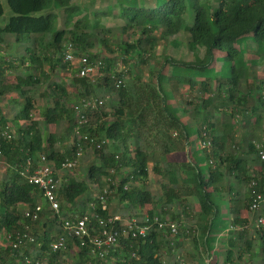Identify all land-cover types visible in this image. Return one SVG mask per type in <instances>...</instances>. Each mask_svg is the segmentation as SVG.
<instances>
[{
    "label": "trees",
    "instance_id": "1",
    "mask_svg": "<svg viewBox=\"0 0 264 264\" xmlns=\"http://www.w3.org/2000/svg\"><path fill=\"white\" fill-rule=\"evenodd\" d=\"M6 2L12 16L5 26H0V46L6 42L7 34L14 36V42L25 48L20 57L0 54V99L18 93L25 102L14 117L18 125L14 132L0 106V164L6 166V174L0 179V208L3 210L0 232L3 231L9 241V246L0 253V264H5L6 256L8 258L10 254L12 259L8 264H27L30 257L33 258L29 264H65L63 256L75 247L79 251L66 264H206L203 262L205 255L208 258L215 256V262L211 264H242L246 256L254 258L255 255L263 257L264 261V227L257 230L259 243L245 237V229L230 231L232 237L225 257L220 260L218 254L212 253V245L217 240L215 226L221 213L214 202V193L226 192L230 197L241 195L239 189L228 181L237 178L239 186H249L256 181V190L264 194V160L257 149V144L264 145V79L256 78L248 83L247 67L235 63L229 74L218 79L215 85L208 76L216 60L215 52L226 53V58L233 62L240 56L238 45L243 39L252 37L257 43L264 42V0H216V4L211 0H156V4L150 7L142 5L139 0H115L118 18L124 23L117 38L113 36V30L101 27L100 18L92 29L83 19L74 23L67 20L65 28H58L59 16L55 10H62L68 18L73 16L79 12L74 0ZM3 15L0 2V19ZM188 19L191 21L189 25ZM181 33L189 37V47L195 55L205 50L200 61L185 62L166 56L157 75L153 76L157 80L154 86L135 84L127 88L125 83L116 86L112 74L119 62L127 68L132 60L138 66L146 65L150 59H155L156 49L162 41ZM125 36L129 40H125ZM68 44H72L78 54L87 55L90 61L101 58L104 75L97 83L79 78L77 69L64 62ZM97 47L106 49L113 58L94 52ZM46 66L49 71L45 70ZM19 69H28L29 74L23 75ZM58 69L71 70L74 90L71 92L62 82L48 83L50 93L45 96L47 104L42 113L43 122L47 127L65 122L66 129L62 137L49 131L46 137L41 123L33 118L37 104L30 94L43 83L42 77L54 75ZM189 72L192 75L199 73L202 78H189L186 75ZM120 76L117 74L118 78ZM136 78L137 82H142L140 73ZM164 80L175 84H164ZM101 91L117 92L119 100L115 104L112 102L110 112L99 109L89 113L87 124L81 127V137L75 136L76 142L83 144L84 137H88L84 149L93 148L99 159V163L88 167L87 179L56 175L61 181L58 199L59 203L62 200V218L82 217L88 211L107 218L111 215L110 208L103 211L91 190L98 189L102 193L109 188L117 192L107 197L108 205L112 196H118L122 208L128 213L151 205L153 209L148 212L151 219L158 216L162 221L177 223L181 234L179 237L170 231H158L154 226L146 237L120 236L117 245L111 247L103 259L93 256L88 242L82 245L77 239L68 238L66 251L52 250L51 245L62 233L61 220L57 215L51 216L42 192L21 175L29 161L39 167L45 158L47 164L61 170L62 163L75 156V146H57L65 138L75 135L79 125L70 106L71 96L81 102L96 97ZM173 92H191L196 97L197 93L200 94L197 99L186 102V105L194 106L195 135L200 149L198 147L194 153L189 150L186 159L174 161L170 160L173 153L189 149L191 134L188 123L177 116L176 103L169 100ZM239 117H243L241 121ZM243 129L245 133L242 145H239L238 134ZM5 131H9L11 139L3 137ZM208 142L211 147L204 146ZM157 145L162 148L159 155ZM241 147L243 154L239 155L237 149ZM200 160L207 163V173L200 167ZM255 162L261 165V171L249 174V167ZM150 165L154 173L165 179L161 202L145 186ZM122 172L127 174L118 180ZM248 196L245 197L247 203L237 199L236 207L249 209L253 195L249 192ZM192 198L199 202L196 214L192 212ZM41 200L45 205L37 211ZM160 206L162 210L158 214L156 210ZM177 207L182 211L172 212V208ZM27 211L31 215L37 213L38 219L25 217ZM259 215L264 217V210ZM184 217H194L196 224L185 227ZM138 220L142 222L141 218ZM246 224V219L235 216L231 225L245 227ZM25 235L34 238L35 242L23 240L18 248H13ZM181 237L193 240L195 254L190 262L175 254L183 249L184 239ZM256 244H259V251ZM22 249H25L24 256L20 255ZM165 255L170 257V262L165 260Z\"/></svg>",
    "mask_w": 264,
    "mask_h": 264
},
{
    "label": "rangeland",
    "instance_id": "2",
    "mask_svg": "<svg viewBox=\"0 0 264 264\" xmlns=\"http://www.w3.org/2000/svg\"><path fill=\"white\" fill-rule=\"evenodd\" d=\"M140 3L144 6H154L156 4V0H139ZM1 4L3 5L4 8V15L0 19V26H5L7 22L9 21L10 17L12 16V12L10 11L6 0H0ZM114 2L115 0H74L73 4L79 8V12L74 14L71 17H66V14L62 10H55V12L59 16V21L57 24L58 28H65L66 27V22L67 20L71 23H74L78 20H86L90 24V28H94V26L97 23V19L100 18V25L102 28H107L113 30V36L117 38V36L120 34V30L122 26L124 25L123 21L118 18V9L114 7ZM213 4H216V0H211ZM110 13V14H109ZM40 14V13H38ZM36 14V15H38ZM44 14V13H43ZM190 14L192 15V10L190 11ZM187 25L191 24V21L188 19ZM6 42L0 46V54L3 55L4 57H7V55L14 56V57H20L24 51V45L23 44H17L14 42V36L12 35H5ZM125 40H129L128 36L124 37ZM189 37L181 33L173 38L168 39L167 41H162L158 48L156 49V57L155 59H150V61L146 65H140L138 66L135 62V60H132L130 68L128 69L126 65L123 63L119 62L116 66V73L118 74V71L122 66L124 65L127 69V74L125 78V86L127 88L129 86H134L135 84L137 85H142V84H152L153 86L157 84L156 76L153 77L154 75H157L158 68L161 67V64L163 62L164 57L166 56H171L174 59L177 60H182L185 62H196L200 61L205 54V50L202 49L199 54L195 55L193 51L189 47ZM238 47L241 49L240 56L238 59L234 60L233 62L230 61L229 59L226 58V53H222L221 51L215 52L216 60L215 63L212 65L211 70L208 72V76L212 77L211 84L215 85L216 81L220 78H223L229 74V71L231 69V66L235 63V65H241V66H246V76L248 78V83L253 82L254 79L259 78V79H264V42L262 43H257L252 37H248L243 39V41L239 42ZM112 48L113 44H112ZM94 52H97L99 54H103V57L108 58L112 57L113 55L107 52L106 49H103L101 47H97ZM98 61H102L101 58L97 59ZM46 71H49V67H45ZM19 73L23 75H28L29 71L28 69H19ZM17 74V72H14ZM141 74L142 76V82H137L136 76L138 74ZM167 73V72H166ZM188 77L190 78L193 76V79H201L202 76L201 74H188ZM98 79L96 83L99 81ZM50 81H58L64 83L71 92H73L74 88L71 87V82H72V72L71 70H62L58 69L57 72L54 75H48L46 77H42V84L39 85L38 87L35 88V90L30 94L32 96L37 104V109L33 111V118L40 122L42 125V129L45 133V136L47 137V131L53 132L56 134L58 137L64 136V132L66 129V124L65 122H61L60 125L58 126H45L43 122V111L46 107L47 104V99L45 96H47L50 93V90L48 89V83ZM196 81V80H194ZM198 81V80H197ZM164 84H175L174 82H167L164 80ZM182 90H188V88H183ZM45 92V95H44ZM200 94L197 93V97L194 96L191 92L189 93H184L181 94L180 92H173L170 94L169 100L172 101V103H176L174 107H176V113L178 116H180L182 119L185 121H188L190 126L193 128V130L197 127L196 122L197 119L194 118L196 117L193 112L194 106H188L186 105V102L189 100H192L193 98L197 99ZM100 100H104V106L103 110L104 112H110V110H113L112 108V102L115 104L118 100V93L113 92V93H106L104 91H101L97 96ZM186 98V99H185ZM71 105H74L77 102V100L74 98V96H71ZM25 102V98L22 97L18 93H10L6 96H4L2 99H0V106L3 111V113L6 115V117L9 119L11 128L13 132L17 130V123L14 121V117L17 113H19L20 108L22 107L23 103ZM243 117H239L238 120H242ZM109 119H111V116H109ZM245 133V129L241 130L240 133L238 134V140L243 139V134ZM262 134V132L260 133ZM260 138H262V135H259ZM195 136H192V139L194 141ZM72 142L71 137L70 138H65V141L60 143L59 147L61 146H70V143ZM198 142V141H196ZM195 142V143H196ZM110 142V146H112ZM199 143V142H198ZM195 144L194 146L191 145L190 149L192 153H194L193 150L200 146V144ZM161 145H157V154L159 155L161 152ZM200 149V147H199ZM179 152V151H178ZM178 157L176 160H181L187 158V154L185 152H181V154L175 155ZM175 158L174 156H172ZM171 158V157H170ZM253 159H256L255 156H253ZM99 163L98 157H96V154L94 153L93 148L87 147L84 151V154L82 158L79 161L78 166L71 172L65 171V172H60L59 176L63 177L64 175H72L75 179L77 180H86L87 179V169L90 165ZM202 169L207 173L208 172V165L206 162H202ZM258 168V167H257ZM6 174V166H4L2 163L0 164V179L4 177ZM126 172H122L118 176V180H121L123 177L126 176ZM165 179H163L161 176L153 172L152 165H150V171H149V179L147 182H145V186L152 191V193L156 196L157 200H160L159 202L163 201L162 199L164 198V192L162 190V184L165 182ZM229 182L233 183L234 186L237 187V190L240 188L239 183L237 182V178H233L231 180H228ZM235 190V192L237 191ZM91 192L94 194V196H99L100 190L92 188ZM233 192V193H235ZM238 192H240L238 190ZM116 193V192H115ZM237 196L233 194L231 198L233 200L224 204L223 210L221 211L220 214V222L217 225V232L221 233V235H216L218 237V240H216L213 245H212V253L215 254H220L218 256L220 260H222L225 257V253L228 249V244H227V238L229 237L226 236L225 232L226 230V223L228 222L227 216H228V211H229V206L232 204L234 207L237 206ZM85 198H83L84 200ZM191 206L193 209V214H196L199 212V202L195 199L192 198L190 199ZM60 203L62 204V200L60 199ZM45 204L44 200H41L40 205L42 206ZM161 204V203H159ZM122 204L120 203V200L118 196H112L110 201H109V208H110V213L111 215H117L121 216L124 219H138L145 218L148 215V212L151 211L153 208L151 205H147L141 210H134L125 212V210L122 208ZM89 210V209H88ZM87 210V211H88ZM162 206L158 207L156 210V213H161ZM3 210L0 208V216L3 214ZM67 211V210H66ZM174 211H182L181 208H172V212ZM65 211H63V214ZM51 216L53 217L54 214L51 213ZM185 227H192L196 224V220L194 217L192 218H183ZM225 228V229H224ZM219 230V231H218ZM253 232V235H256V232L251 230ZM179 237L181 234H178ZM186 244L183 246V249H180L178 252L175 254L177 256H180L182 259L189 261V259L192 257V255L195 254V249H194V244L192 238H186ZM218 245V246H216ZM9 246V241L5 233L0 232V253L5 251L6 248ZM216 247L218 249H216ZM256 248L259 251V246H256ZM217 250V251H216ZM25 249H22L20 255L24 256ZM76 250H73L70 252L68 255L63 256V262L64 260L66 263H70V261L73 260L74 252ZM219 252V253H217ZM165 260L170 262V257L168 255H165ZM33 257H30V260L32 261ZM12 259V255L10 254L6 260L5 264H8L9 261ZM253 261L249 262L248 259L244 260L242 264H264L263 257L260 256H255V258H252ZM215 256L211 255L209 258L205 255L203 258V262H206V264H211L212 262H215ZM19 263H21V260H18ZM174 262V261H172ZM190 262V261H189ZM42 264H45V262H40Z\"/></svg>",
    "mask_w": 264,
    "mask_h": 264
},
{
    "label": "built area",
    "instance_id": "3",
    "mask_svg": "<svg viewBox=\"0 0 264 264\" xmlns=\"http://www.w3.org/2000/svg\"><path fill=\"white\" fill-rule=\"evenodd\" d=\"M66 47L64 62L77 69V76L79 78H88L95 82L103 77L102 61H98L97 59L95 61H90L87 55L78 54L72 44H68ZM127 72L126 67L123 65L118 71V74H121V78L117 77L116 72L112 74V78L116 81L117 87H120L125 83ZM104 103V100H100L97 97H91L71 106L79 124L75 130V135L71 137L72 142L70 143L71 146H75L76 153L73 158L67 159L62 163L61 170L55 169L52 165L47 164L46 159L43 158V164L39 167H34V164L29 161L26 167L21 171L22 177H24L30 185L36 186L42 192L43 198L48 204L51 212L54 215L59 216V219L61 220L62 233L58 235V239L51 245L54 252L66 251L68 248V238L77 239L82 242V245H85V243L88 242L92 246L93 256L103 259L109 254L111 247L117 245L120 236H132L133 238H138L140 236L146 237L148 233L152 231L154 226L158 231H170L173 235L179 234V225L177 223L162 221L158 216L151 219L147 215L142 219V222H140L137 218L128 220L117 215H110L107 218H101L97 214H92L88 211V213L82 217L69 219L62 218L58 199V189L61 181L56 179V175L60 172H71L78 166L79 161L84 154V146L87 144L88 137H84L83 144L82 142H76L75 136L81 137V127L87 124L88 114L95 110L102 109ZM3 137L11 139L12 136L9 131H5L3 132ZM262 142L264 143V140ZM204 146L211 147V143L208 142L204 144ZM263 146V144H257L261 160H264ZM257 185L256 181H252L248 188L251 195H253L249 210L258 216L260 212L264 210V194L258 193L256 190ZM125 189H127V187ZM115 192H117V190L112 192L109 188H106L99 194V196H96L101 203L103 211H107L109 207L107 197ZM41 207L42 206H39L37 211H40ZM91 207L94 209V206ZM25 217H32L36 220L38 219V214L35 213L34 215H31V213L27 211ZM263 227L264 217L259 215L256 219V230L260 231ZM243 229L246 230L248 227L232 226L230 231H242ZM23 240L27 243L35 242L34 238L25 235L23 238L18 239V243L13 245V248H18L23 243ZM73 250H76L74 255L79 251L75 247L70 252ZM33 255L34 254H31V256ZM30 262L31 260L28 259L27 264Z\"/></svg>",
    "mask_w": 264,
    "mask_h": 264
},
{
    "label": "crops",
    "instance_id": "4",
    "mask_svg": "<svg viewBox=\"0 0 264 264\" xmlns=\"http://www.w3.org/2000/svg\"><path fill=\"white\" fill-rule=\"evenodd\" d=\"M178 116V115H177ZM180 119H182L180 116H178ZM182 121L183 122H185V123H188V126H189V129H190V134H191V145L192 146H194L195 144H197L198 142H196V141H198L197 139H196V133H195V130H196V128L193 130V128L190 126V124H189V122L188 121H185L184 119H182ZM195 136V138H194V141H193V139H192V136ZM196 142V143H195ZM237 144H239V145H242V142H241V140H238V143ZM191 145H190V147H191ZM238 146V145H237ZM190 147H189V149H190ZM184 149H186V148H184ZM189 149L187 148L186 149V151H184L186 154H188V151H189ZM194 152L195 151H197V148L195 149V150H193ZM181 152H183L182 150H180L179 152H175V153H173L170 157H171V159L170 160H172V161H174V160H176L178 157H176L175 155H178V154H181ZM192 152V151H191ZM237 152H238V154L239 155H241V154H243L242 153V147H241V149H237ZM172 156H174L175 158H173ZM244 156V155H243ZM186 159V158H185ZM200 163V167H202V165H203V161H199ZM258 167V168H257ZM261 165L259 164V163H257V162H255V163H253L250 167H249V174H257V173H259L260 171H261ZM249 186H245V185H241L240 186V188H239V191H240V193H241V195H239V196H237V198L238 199H241V202L243 201H245L246 202V199H245V197H247L248 195H249V188H248ZM249 197V196H248ZM213 199H214V202L219 206V208H220V212L223 210V207H224V204L225 203H227V202H229L230 203V201L231 200H233L231 197H230V193H226V192H223V193H221V192H218V193H214V197H213ZM197 200V199H196ZM198 201V200H197ZM41 203V202H40ZM247 203V202H246ZM45 204H43L42 206H44ZM237 207L235 206H233L232 204L229 206V211H228V216H227V219H228V222L226 223V232H225V234H226V236H228L229 235V237L227 238V244H228V242H229V239L232 237V235L230 236V228L232 227V222H233V217H235V216H238V217H241V218H243V219H246L247 220V224L245 225V227H248V229H246V231H247V235L245 236V237H247V238H253V239H256V242L257 243H259L258 242V232H257V230H256V219H257V215H255V214H253L252 212H250V210L249 209H246V207H245V209L243 208V207H240V208H237V209H240V210H237L236 209ZM221 214V213H220ZM220 219H221V217H220ZM220 219L216 222V226H215V234L216 235H221V233H218L217 232V228H219V227H217V225L219 224V222H220ZM224 228V229H225ZM251 230H253V231H255L256 232V235H253V232L251 231ZM261 230V229H260ZM219 231V230H218ZM218 237H220V236H218ZM218 237H217V240H218ZM182 239H184L183 241H184V246H185V242H186V238H183V237H181ZM219 241V240H218ZM216 243V242H215ZM216 246H218V245H216ZM229 246V245H228ZM256 246H259V244H256ZM255 246V247H256ZM216 249H218L217 247H216ZM228 249H229V247H228ZM217 251V250H216ZM217 253H219V252H217ZM218 256H220V258H221V255L220 254H218ZM256 256V255H255ZM219 258V257H218ZM219 258V259H220ZM253 256H246L245 257V259L244 260H246V259H248L249 260V262H251V261H253ZM255 258V257H254Z\"/></svg>",
    "mask_w": 264,
    "mask_h": 264
}]
</instances>
